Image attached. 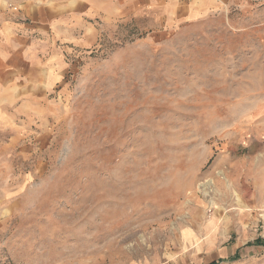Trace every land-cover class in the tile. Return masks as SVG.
Listing matches in <instances>:
<instances>
[{
	"label": "rangeland",
	"instance_id": "1",
	"mask_svg": "<svg viewBox=\"0 0 264 264\" xmlns=\"http://www.w3.org/2000/svg\"><path fill=\"white\" fill-rule=\"evenodd\" d=\"M97 1L48 100L1 106L0 264H264V197L229 172L264 158V0Z\"/></svg>",
	"mask_w": 264,
	"mask_h": 264
},
{
	"label": "crops",
	"instance_id": "2",
	"mask_svg": "<svg viewBox=\"0 0 264 264\" xmlns=\"http://www.w3.org/2000/svg\"><path fill=\"white\" fill-rule=\"evenodd\" d=\"M123 1L131 7L128 13L143 8L145 12H151L149 16L152 13L157 17L168 14L178 21L207 12L206 8H212L218 1L226 4V0L215 3L211 0L210 4L208 0ZM15 3L17 8L9 10L7 0H0V111L5 104L24 101L32 102L38 110L68 70L65 47L61 44L74 42L81 46L91 42L87 34L92 29L85 17L98 15V1L64 0L61 5L52 0L36 6L35 0H17ZM116 10L119 12V8ZM163 19L167 20L161 16L159 23ZM82 21L83 25L77 29L75 25ZM252 161L231 159L230 176L235 184L246 180L256 182L264 197V158Z\"/></svg>",
	"mask_w": 264,
	"mask_h": 264
},
{
	"label": "trees",
	"instance_id": "3",
	"mask_svg": "<svg viewBox=\"0 0 264 264\" xmlns=\"http://www.w3.org/2000/svg\"><path fill=\"white\" fill-rule=\"evenodd\" d=\"M254 244H263V245H264V239H262V238H258V239L255 240ZM238 258H239V254H238V252H237L234 256H231L230 258H228V260H236V259H238ZM221 261H222V260L214 261V262H212V263H210V264H218V263H220Z\"/></svg>",
	"mask_w": 264,
	"mask_h": 264
}]
</instances>
